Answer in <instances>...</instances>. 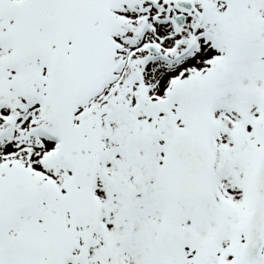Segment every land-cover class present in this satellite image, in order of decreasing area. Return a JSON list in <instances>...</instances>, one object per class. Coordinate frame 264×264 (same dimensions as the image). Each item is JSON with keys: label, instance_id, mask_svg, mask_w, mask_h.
I'll list each match as a JSON object with an SVG mask.
<instances>
[{"label": "snow or ice", "instance_id": "snow-or-ice-1", "mask_svg": "<svg viewBox=\"0 0 264 264\" xmlns=\"http://www.w3.org/2000/svg\"><path fill=\"white\" fill-rule=\"evenodd\" d=\"M0 264H264V0H0Z\"/></svg>", "mask_w": 264, "mask_h": 264}]
</instances>
